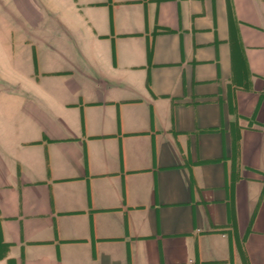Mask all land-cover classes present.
<instances>
[{
	"label": "crops",
	"instance_id": "1",
	"mask_svg": "<svg viewBox=\"0 0 264 264\" xmlns=\"http://www.w3.org/2000/svg\"><path fill=\"white\" fill-rule=\"evenodd\" d=\"M0 82V264H264V0H0Z\"/></svg>",
	"mask_w": 264,
	"mask_h": 264
},
{
	"label": "trees",
	"instance_id": "2",
	"mask_svg": "<svg viewBox=\"0 0 264 264\" xmlns=\"http://www.w3.org/2000/svg\"><path fill=\"white\" fill-rule=\"evenodd\" d=\"M230 111L231 113L235 116L236 119H238V115H237V111H236V105L234 102H232L231 100V103H230ZM233 150H234V158H233V163H234V167L236 168L237 166V169H238V166H239V148H238V143H235L234 147H233ZM233 183L234 181L238 178V176L234 175L233 177ZM245 264H248L245 260Z\"/></svg>",
	"mask_w": 264,
	"mask_h": 264
},
{
	"label": "rangeland",
	"instance_id": "3",
	"mask_svg": "<svg viewBox=\"0 0 264 264\" xmlns=\"http://www.w3.org/2000/svg\"><path fill=\"white\" fill-rule=\"evenodd\" d=\"M4 88V84L0 82V89Z\"/></svg>",
	"mask_w": 264,
	"mask_h": 264
}]
</instances>
